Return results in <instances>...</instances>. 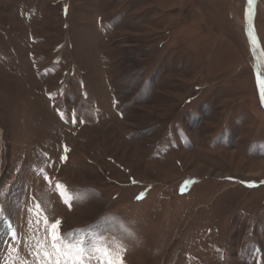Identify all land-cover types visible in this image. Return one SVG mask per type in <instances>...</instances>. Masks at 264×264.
<instances>
[{"label":"rangeland","instance_id":"1","mask_svg":"<svg viewBox=\"0 0 264 264\" xmlns=\"http://www.w3.org/2000/svg\"><path fill=\"white\" fill-rule=\"evenodd\" d=\"M245 9L0 0V264L51 251L45 218L83 240L84 264H264V102ZM254 28L264 51V0Z\"/></svg>","mask_w":264,"mask_h":264},{"label":"snow or ice","instance_id":"2","mask_svg":"<svg viewBox=\"0 0 264 264\" xmlns=\"http://www.w3.org/2000/svg\"><path fill=\"white\" fill-rule=\"evenodd\" d=\"M249 5L252 4L253 0H248ZM258 84L260 85V91H261V98L264 99V80H261L258 76ZM68 151L67 146H64V152L66 153ZM61 160H65L66 156H61ZM44 179H48L47 176L44 177ZM62 187V185L57 184L56 188L59 189ZM67 191V189H66ZM58 195H61V198L63 199L64 194L59 193ZM67 202V201H65ZM36 208L39 209L40 205L37 204ZM39 215V213H37ZM41 223V221L38 219L37 224ZM43 224L47 230V242L50 244L51 251H46L43 249V245L40 246V250L36 253V264H41V261L44 262V264H62L59 257L61 255H68L72 256L73 258L70 261V264H84L83 257L86 255V251L83 247V240L80 238H77L75 241L71 243H66L65 237L62 234L58 233L59 224L60 222L57 220L55 223L50 224L49 221L45 218L43 221ZM55 254V259L53 258ZM103 255L110 256L111 253L108 250L103 251ZM63 264H69L68 260L63 261ZM101 264H123L122 257L116 256L112 259H107L105 261H102Z\"/></svg>","mask_w":264,"mask_h":264},{"label":"water","instance_id":"3","mask_svg":"<svg viewBox=\"0 0 264 264\" xmlns=\"http://www.w3.org/2000/svg\"><path fill=\"white\" fill-rule=\"evenodd\" d=\"M257 7L258 0H253L251 5H249L248 0H246L244 31L253 57L264 67V51L258 41L254 28Z\"/></svg>","mask_w":264,"mask_h":264},{"label":"bare ground","instance_id":"4","mask_svg":"<svg viewBox=\"0 0 264 264\" xmlns=\"http://www.w3.org/2000/svg\"><path fill=\"white\" fill-rule=\"evenodd\" d=\"M254 62H255V69L257 72V76H259V78L261 80H264V67L262 66V64L260 62H258L256 60ZM259 88H260V85H259ZM263 102H264V99H263ZM4 240H5V236L2 239L0 238V251L2 249V244H3Z\"/></svg>","mask_w":264,"mask_h":264}]
</instances>
